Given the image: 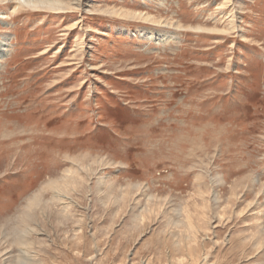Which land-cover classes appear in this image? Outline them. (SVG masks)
Instances as JSON below:
<instances>
[{"label": "rangeland", "instance_id": "374dc122", "mask_svg": "<svg viewBox=\"0 0 264 264\" xmlns=\"http://www.w3.org/2000/svg\"><path fill=\"white\" fill-rule=\"evenodd\" d=\"M64 1L0 0V264H264V0Z\"/></svg>", "mask_w": 264, "mask_h": 264}, {"label": "bare ground", "instance_id": "6f19581e", "mask_svg": "<svg viewBox=\"0 0 264 264\" xmlns=\"http://www.w3.org/2000/svg\"><path fill=\"white\" fill-rule=\"evenodd\" d=\"M16 1H17V6L19 5L18 8L23 7V5L25 6V4H24L25 2L30 4V5H34V6L53 7L54 9H63L66 6V2L64 0H16ZM128 13H130V12H128ZM131 13H132L131 15H133V16H138L136 13H133V12H131ZM124 15H122V16H124ZM146 19H148V18H146ZM75 27H76V25H73L71 29H75ZM169 37L170 36L168 35V33H163V34L158 33V34L155 35V38L157 39V41H156L157 43H159L160 41H165V40H161V39H163V38H167L168 39ZM149 38H150V36H149ZM8 40H9L8 36L4 37V41L6 43H9ZM6 53L7 52H6L5 48H4V45L1 44L0 45V57H3Z\"/></svg>", "mask_w": 264, "mask_h": 264}]
</instances>
